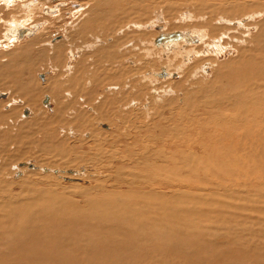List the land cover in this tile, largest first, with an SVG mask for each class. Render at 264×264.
<instances>
[{"label": "bare ground", "instance_id": "bare-ground-1", "mask_svg": "<svg viewBox=\"0 0 264 264\" xmlns=\"http://www.w3.org/2000/svg\"><path fill=\"white\" fill-rule=\"evenodd\" d=\"M144 1L146 0H137V1L114 0L110 4H115V3L117 4V2H120L118 7H114L112 9H105V11L101 10L103 12L102 15H100L99 9L96 10L95 13H93V11L96 9L94 5L98 4L97 2H94L95 4L93 5V7L89 9L90 14L86 16V18L82 21V24L80 25L79 30L76 31V34L72 35L71 37L72 40L70 39L71 41L70 42L67 41V42H69V45L72 44L73 47L75 46L74 48H76L77 46L76 44L78 43V41L74 43L75 39H78V37L76 36H79L80 34L83 35L84 31H91L92 28L95 29L96 27H102V28L106 27V29H108L109 27H107L105 23H103L107 17H108L107 19H109L110 21V23L107 25H110L115 21L119 23L122 20H120V18L118 17L117 10H119L120 13H122L123 11L127 15L129 11L128 8H132L130 7L131 5L127 7V4L129 5V3L133 5L136 3L137 5L136 6L137 8L135 9L136 11L131 12V14L135 13L134 15L137 16L136 19H141L140 17H142L143 19V15L144 17L146 16V13L149 11V7L155 6V4L158 3V0H154L155 2L154 4L144 3ZM160 1L166 4L164 13H166L167 16L166 19L172 20L170 26V29L172 30L168 29L167 32L162 31L163 28L166 26L163 23L164 20L161 16V12L163 11L161 7L154 10L155 20L153 24L149 25L148 23L147 25H145V28L149 29L153 27V29L156 31L155 34L157 37L153 39V43L157 44V45L154 44L155 46L161 47L160 51L162 53H159L160 52L159 49H154L151 47L152 42H150L151 45L149 44L150 47L148 51L149 53L152 52L153 55L157 56L158 58L160 56L166 57V52L168 53L175 49H176L175 51L177 52L184 49L182 53L190 52L191 50H194L195 52L199 51L198 53H196L197 55H199L202 54L204 50L206 51V49L209 46L207 44H204L203 42V44L193 49L192 47L193 45H183V44L181 45L180 43L175 44L176 42H179L181 40L184 41L183 43H187L189 41L190 42L195 41L198 38L203 39L201 38V33L203 30L201 29L195 31L187 30L183 28L185 25L182 26V24L179 22L178 25L175 23L176 20L175 15L176 13L180 12V11L178 12V10L181 9L180 7L182 6L187 8L186 5L189 4L191 5L192 3H194L193 9H194V14L196 16H201L207 10L208 13L207 16L209 15L210 17L220 16L221 14L223 15L227 14L231 17H235V14L237 15L239 14V17L240 15L242 16L245 14L246 17L247 16L246 13L250 14L251 11L253 12L254 10L257 9L258 10L260 9V11L262 10V13H259V15H261L260 17L263 20L260 23L258 22L255 23L256 31L254 30V32H250V33L248 32L249 30H251L248 28V26L251 25L250 23H245L243 25L244 27L243 26L237 27L238 28L237 30L241 29V31L238 33L239 34L238 37L245 39L247 38L246 40H248L249 46L246 48L243 47L244 48L242 49L243 52L239 53L240 57H238L237 60L236 58L231 59V61L225 62L226 63L225 65L223 64L224 67L228 68L229 70L234 69L233 66L236 65L237 68L235 66L236 71H234V73H232L230 76L229 74H226L227 75L226 76L224 73L221 72V67H222L221 64L215 66L214 62H216V60L213 61L211 59L210 61H213L211 63L214 65L212 66V68L215 67L210 76L211 79L210 78L201 79V77H196L195 75L198 76L200 75L198 71L195 70L196 72H191L190 70L189 74L190 77L192 78L190 77L189 78L191 80L192 79L195 80L188 81L187 80L188 75H186L187 77L184 76L187 73L186 72L183 73V77H185L182 78L183 80L181 79L176 83L168 82L166 84V87H170L171 89H175L179 91V89L184 90L186 88L183 85V81L187 80L188 81L187 87L189 86H190L189 88L193 87L195 95L192 96L194 94L193 93L191 95L192 96L191 99L189 100L190 97L187 99L186 103H184L185 105H183L184 108L182 110H179L180 112H178V114L176 113V109L174 107L175 104L173 105L172 104L173 101L171 100L164 104L165 106L168 107V109L171 108L169 111L170 114L169 116H164L163 114L164 113L163 108L165 107H162V111H160L162 113H159L157 111L158 109L157 110L154 109V112L156 111L155 116L157 114L156 118H159V120L161 119V120L173 121V119L171 118L177 116L176 117L177 121H185V120L188 121L190 117L196 115V113L194 112L199 107L203 108V112L206 111L208 112L207 114H210L215 110L216 107L219 108L221 106V117L214 119L217 120L218 125L221 126V135H220L221 156L226 151L227 154H231V152H234V154L236 153L235 161L238 163H242L243 166L247 165V168L243 170H246V173H249L247 175L241 173V177L247 176L248 177L247 179L250 180L252 179V177H254V179H261V182L258 181L259 182L258 184L254 182V184L258 185V188L261 189L262 193L257 191L258 193L253 194V197L250 198L251 201H254L253 205L250 204L247 198H242L241 196H237L235 198L236 200H238V205L234 206V209L236 210H225L224 207L228 208L229 205H224V204L221 205V196L219 194H211V195L200 194L202 192L200 193L194 192L193 190H191L192 188L179 189L178 191L180 192H175L174 190L176 189L171 188L172 191L168 193L166 191L169 190L160 191L161 188L160 190L152 192L149 191V189L151 188L149 187L147 191H144L146 190L144 189L143 192H141L142 191L141 190L138 192L137 195H135L137 191L133 192L129 188L125 190L126 191L125 192L120 186L118 188H114V187L111 188V186L107 182V179H103L102 180L103 182H101L100 184L98 182V186L94 187L92 190L79 186L73 188L71 187L72 190L69 191V188L61 186L55 180L54 182L52 181L50 174L49 175L47 174L49 173V171L46 169V167L45 168L42 167L41 169H43L46 172L48 171L47 173H43L41 170L29 171L27 175L25 174V177L22 179V181L17 183L15 186L13 185V183L12 184L8 183L3 178L4 168L6 167L7 164V162L3 160V154L7 152L8 145H11L12 143L15 144L13 148L15 152L14 159L24 158L27 156L28 157L34 156L36 157L35 158L36 163L40 165L43 164L49 166H53L62 160L64 161L63 162L64 165H70V164L75 165L74 163L80 162L81 159H79L78 156L76 157V155L75 156L72 155V153L74 152L72 151L73 148H70L69 143L62 141L60 137L59 139L57 137L58 135L56 133V130L53 129L54 127L52 128L53 122H54L53 125L56 126L57 124L63 122L62 119L59 120L52 119L53 121L48 120V121H37L30 123L29 125L36 126L38 128L37 132H40L41 134H45V133L49 134L48 136L43 135L42 138L40 137L41 139L39 138L37 139L25 135H24L25 137H22L21 134L19 135L17 133L12 134L13 132H15L14 129L9 130L11 131L10 133L8 131H4L9 129V125H8L7 129L5 128L3 131H0V264H102L104 262L105 264H109V263L113 264V262H116L115 264H264V189H263L264 164H262L263 162H261V160L264 158V140H263L264 139V59L262 60V58H264V0H256L254 4H250L248 2L237 3L234 0V2L236 3L232 2L233 4L229 6L227 5L228 7L221 6L219 0H218L219 2H215L214 4L204 3L203 2L204 0H192L190 2L189 0L188 2L187 0H182V1H178V3L172 2L174 0H159V2ZM57 6L58 5H55V7ZM45 9L48 12L52 11V9L50 8H45ZM188 11H189V16H192L193 13L190 10ZM254 16H256V14L253 13L252 15L250 14L249 16H247L248 18H244V19L245 20H248L249 18L252 19L254 18ZM95 18L100 20L99 22L100 24L94 23ZM244 19L236 18L233 20L234 21L236 20L235 23L238 26V24L241 23L240 20L242 21ZM180 20L181 21L183 20L182 15L180 16ZM226 21L227 20H225V22ZM203 22L204 21L202 19L201 23L199 22L198 25L199 26L204 25L205 22L204 23ZM161 23L164 25V27L163 25H161ZM230 24H233V22H230ZM136 26L140 27L141 29V25L140 26L136 25ZM208 26H209L208 29L210 35L214 36L213 41L219 42L222 38L221 36H223L221 34V31H224L223 27H219V26L216 27L213 25H208ZM154 27L161 29L160 30L155 29ZM39 28H40V24H32L25 26V25H20L18 23H14L13 30H10L9 34L12 36L15 35L19 39L23 37H30L36 34ZM142 28L144 27L142 26ZM247 28L249 30H247ZM232 30L233 32L236 31V29H232ZM149 33L150 32L148 31L141 32L139 34L140 39L141 40L147 39L149 37ZM219 33L221 34V36L219 38L215 37ZM91 35L92 38L99 36L98 34L95 33V31H93V34ZM190 35L194 37L196 35V37L198 38L191 37ZM125 37H127V35ZM125 37L122 38L123 42L125 39L128 40ZM205 41L207 42L206 39ZM148 42L149 41L145 42L144 45H146V43ZM34 43H35L34 40L26 42L24 44L25 47L23 48H26V46L34 45ZM65 46H66L65 43H55L49 46L48 48L39 49L38 51H36L37 52L36 56L33 57H30L29 54L26 55L21 54V52L18 51V54L22 56L20 57L21 59L20 67H19L20 72H18V65H17L19 64L18 62L19 59L17 57H14V55L17 54V50L12 51V54L14 55L11 56L14 58V60L9 58L8 60L10 62L8 61L5 65H3V68L6 69V72L5 71L0 72V86H1L0 88L8 89V90L12 89L16 98H23L25 100L24 103H26V105L30 107L33 106L35 107V109H37L36 106L38 102L35 96L37 93H39V90L43 92L46 89V91L50 92L51 98L55 96L54 98H56L57 100L61 99L60 97L61 96L63 97L64 94L60 95L62 93L59 92L64 90L65 87L60 82L67 79L68 85H70V83H73L74 80L73 78H75L74 75H76L79 78L86 76L87 73L85 74V71L83 72L82 70L84 68L81 69L79 68L80 66H83V64H85L86 58H82L80 61H76L78 63L77 64L75 63L76 65L74 69H71L70 72L67 73L68 75L64 76L62 79L61 77L63 76V73H60L61 72L59 71L60 69L59 70L57 69V72L53 74L54 76L53 79L46 80L48 83L50 82V84H47L46 87H42L37 83L35 77H33L34 72L32 73L31 68L33 66L32 63L33 61L35 62L38 61V63L42 64L44 61H47L48 63V61H51L52 59L55 60V65L56 67H58L56 61V57H58L57 53L59 51L61 52L65 48ZM112 46L113 43H111L110 45H106L102 48L98 47V50H96L94 57L98 53L99 55H101V57L99 55L98 57H96L98 60L102 59V57L105 56L108 57L113 55V57H115L118 54V50L117 49L111 50ZM171 48L172 50H170ZM250 50L253 52V54L257 53L258 55L257 56L253 55L248 60V55H249L248 52ZM245 53H247V55H245ZM85 55L87 54L85 53ZM170 55L173 56L172 61L170 60L171 59L170 58L169 60H167L169 61L168 63H166L163 67H160L163 70V72L167 71V69L169 68L167 66H169L170 63L171 64L175 63L177 54L175 53V55L174 54L173 55L170 54ZM259 55H261L260 58ZM186 56H188V54ZM203 56L204 55H202L201 58L205 57ZM195 57H197L196 59L199 58L198 56ZM206 59H201V60H206ZM202 63L204 62L203 61L201 62V66ZM114 64L115 63H113V65ZM208 64H210V62H208L206 66H208ZM203 66L204 68L202 70L204 72L206 68L205 65ZM174 67H175V71H177L178 73L179 71H182L181 68H184L183 66L179 67L177 65ZM160 68H159V72L161 70ZM194 68L196 67L194 66ZM202 70L199 69V71L201 72ZM167 72H168L167 74L172 73L169 70ZM125 74L126 73H124V75ZM152 74L153 76H155V72ZM59 75L62 76L59 77ZM235 75L237 77V81H235ZM114 76L115 75H113V77ZM259 79L260 82H257ZM131 86L134 87L136 85L133 83L131 84ZM76 87H78L77 84ZM229 87L231 88L227 89ZM167 89L165 91H167ZM237 89H239V91H236ZM158 93H161V91ZM181 93L183 92L181 91ZM248 94L254 95V97L249 101H247V96L249 97ZM0 96L3 97L4 94H0ZM136 96L138 97V95ZM163 96L164 95H160V97ZM165 96L163 97L164 100L168 97L167 96L165 98ZM183 98H185V96H183ZM48 100L49 97L45 96L43 103L46 106H48L47 104ZM164 100L161 101L163 102ZM71 101L73 102V100ZM59 104L60 106H62L60 102ZM60 106L57 108H60ZM61 108L58 111H60ZM101 110L102 108L100 109V111ZM27 114H29L28 109H26L25 111V115ZM80 116L81 115H79L78 117ZM85 116L86 114L82 115L83 118H85ZM185 116L186 118L184 120L180 119ZM13 118L14 115H12L11 113L9 114V113L0 112V123L13 121ZM58 118L59 116H57V119ZM101 118H105V117H101ZM241 118L242 120L240 121ZM109 119L108 121H110ZM73 120L75 125L74 124L72 125H74L75 129L78 131L85 129L86 126L88 127V122L84 120L81 121V118L76 117ZM228 126L232 128V132L237 137L236 139L230 135L231 132L229 133V131L227 130ZM157 129L159 131L164 132V129L161 128H157ZM243 132L246 133V136L243 135ZM169 134H171V132ZM245 138L246 140L242 141ZM187 141H191V140L188 139ZM253 141L254 143L260 141L261 146L259 147V145H256L257 147H255L252 153ZM180 142H182V140ZM173 143L175 144V142ZM95 148L97 150V152L95 151L97 155L95 153L94 155L96 156H98L102 152H104L105 154L108 153L105 152L102 145L100 146L96 145ZM173 148L175 147H172V149ZM92 153L93 152H91V154ZM115 153L117 152L110 150V152L107 154L108 159L109 158L110 159L107 162L108 166L104 165L105 167L107 166L109 168L112 167V165H114L112 163H113V156H115ZM258 155H260L261 157L258 158L257 157ZM223 156H225L226 159H224L221 162V165H225V163L231 161L226 154ZM102 158L103 157L99 158L101 162H103ZM120 160L121 159H119V161ZM126 160L124 159L121 162H125ZM174 161L171 162L173 163ZM188 161H186L185 163H187ZM208 162L209 159L208 161L205 160L203 162V166H208L209 168H212V167H218V164L220 165V163L215 162L216 164L210 166V163ZM25 163L20 162L19 165L26 166L29 169L36 168V166L33 163H31V167H28V163L26 164ZM100 163L98 165H100ZM198 163H202V161L201 162L198 161ZM98 165L96 167L100 168ZM120 166L121 165L119 164L118 166L119 170H121L124 173L125 166L122 165L121 169ZM172 167H175V165H173ZM239 168L242 169L241 167ZM256 168H258V170L262 168V171H257ZM56 170H52V172L54 174L59 172ZM60 171L63 174H65L66 172L70 175L74 174L71 170L70 171L60 170ZM9 172L11 171L9 170ZM95 172L98 171L95 170ZM62 173H58V174H62ZM120 175L121 173L119 175L115 174V176H117L118 179L120 178V185L122 183L124 187L126 186L124 184L125 178ZM151 175L153 174L151 173ZM17 176H21L20 171H17L14 177L17 178ZM34 176L37 177L36 180L32 179ZM107 176L109 175L107 174ZM50 182H52L53 184H51ZM172 186L175 185H171V187ZM156 187H158V185H156ZM16 188H18V191H15ZM64 190H66V192ZM250 191L252 192L253 190L250 189ZM71 193H77L78 198H80L82 204L77 203L75 199L72 200V198L68 196ZM242 200H245L246 203L242 202Z\"/></svg>", "mask_w": 264, "mask_h": 264}, {"label": "rangeland", "instance_id": "rangeland-1", "mask_svg": "<svg viewBox=\"0 0 264 264\" xmlns=\"http://www.w3.org/2000/svg\"><path fill=\"white\" fill-rule=\"evenodd\" d=\"M112 1L114 0H109V1L108 0H100V1L99 0H0V72L1 71L6 72V69L3 68V65H5L9 61L8 60L9 58L14 60V58L12 57L14 55L12 54V51L17 50V54L14 55V57H17L19 59L18 61L19 64L17 65H18V72H20V68H19L20 62H21L20 57L22 56L18 54V51H20L21 54H25V55L29 54L30 57H33V56H36V53H37L36 51H38L39 49L48 48L49 46L55 43H65L66 45L65 48L61 52L59 51L57 53L58 57H56V61H57L58 67H56L54 59H52L51 61H48V63L47 61H44L42 64L38 63V61L32 62L33 66L31 69H32V73L34 72L33 77H35V80L37 81V83L41 85L42 87H46L47 84H50V82L48 83L46 80L53 79L54 77L53 74L57 72V69L58 70L60 69L59 70L61 71L60 73H63V76L59 75V77L62 76L61 77L62 79L64 76L68 75L67 73H69L71 69H74L75 65L78 63L76 61H80L82 58H86V61H85L86 65L83 64V66H80L79 68L80 69L84 68L82 69L83 72L85 71V74L87 73L86 76L82 78H79L76 75H74L75 78H73L74 79L73 83H70V85H68L67 79L64 81H61L60 83L64 85L65 89L64 90L61 89L62 91L59 92V93H62L60 95L64 94L63 97L61 96L60 97L61 99L59 100L54 98L55 96L51 98L50 92L46 91V89L43 92L39 90V93H37L36 96L34 95L38 101L37 106H36L37 109H35V107L33 106L30 107L26 105V103H24L25 100L23 98H16L12 89L8 90V89L0 88V94H4L3 97L0 96V103H1L0 112L9 113V114L11 113L12 115H14L13 121H9V122L7 121L8 123L7 122L0 123V131H3L5 128L7 129V126L9 125V129L4 130V131H8L10 133L11 131L9 130L14 129L15 132H13L12 134L17 133L19 135L21 134L22 137L29 136V137L41 139L43 135L48 136L49 134L48 133L41 134L40 132H37L38 128L36 126L29 125L30 123L37 122V121H48V120L53 121L55 119L56 120L62 119L63 122L59 124L55 123L57 124L56 126L53 125L54 124L53 122L52 128L54 127L53 129L56 130L58 138L60 137L62 141L69 143L70 148H73L72 151L74 152L72 153V155L73 156L76 155V157L78 156L79 159H81V161L78 160L80 162L78 163L76 162L77 164L74 163L75 165H72V164L64 165L63 164L64 161L62 160L53 166L43 165V164L40 165L36 163V160H35L36 157L34 156H29V157L27 156L24 158L14 159L15 152L13 148L15 144L12 143L11 145H8L7 152L3 154V160L7 162L6 164L7 168L6 167L4 168L3 178L8 183H11V184L13 183V185L16 186V184L22 181V179L25 177V174L27 175L29 171L41 170L43 173H47L49 171V173L47 174L48 175L50 174L52 181L54 182L55 180L61 186L69 188V191L72 190L71 187L73 188V187H79V186L92 190L94 187L98 186V182L100 184L101 182H103L102 181L103 179H107V182L111 186V188L113 187L118 188L120 186L124 191L130 188V190H132L133 192L137 191L135 195H137L138 192L141 190H142L141 192H143L144 189H146L144 191H147L149 187H151L149 191H152V192L160 190L161 188L160 191L169 190V191H166L168 193H170L172 189H176L174 190L175 192H180L178 191L179 189H183V188L191 189L192 188L191 190H193L194 192H198V193L202 192L200 194H206V195L219 194L221 196V205L222 204L229 205L228 208L224 207L225 210H236L234 209V206L238 205V200H236L235 198L237 196H241L242 198H247L250 204L253 205L254 201H251L250 198L253 197V194L255 193H258V192L262 193L261 189H259L258 185H255L254 182L258 184L259 182H261V179H254V177H252V179L250 180V179H247L248 178L247 176L241 177V173L242 174L244 173V175L249 174V173H246V170H243L247 168V165L243 166L242 163L236 162L235 161L236 153L234 154V152H231V154H227L226 153L227 151L223 153V155L226 154L227 157H229L231 161L228 163H225V165H221V162L224 159H226V157L223 155L221 156V136H220L221 126L218 125L217 120H214V119L221 117V106L219 108L216 107L215 110L211 112L210 114H207L208 112L206 111L203 112V108L199 107L194 112L196 113V115L190 117L188 121L187 120L177 121V118H176L177 116L171 118L173 119V121L172 120H161V119L160 121L159 118H156L157 114L155 116L156 111L154 112V109L155 110L158 109L157 111L159 113H162L160 111H162V107H165L163 108V112H164L163 114L164 116H169L170 115L169 111L171 108L168 109V107L165 106L164 104L170 100L173 101L172 103L173 105L175 104L174 107L176 109L177 114L178 112H180L179 110H182L184 108L183 105H185L184 103H186L187 99L190 97L189 98L190 100L191 97L195 95L193 87H191L192 89L189 88L190 86L187 87L188 81L195 80V79H192V80L190 79L192 78L190 77V74H189L190 70L191 72L198 71L200 75L199 76L195 75L196 77H201V79L203 78L209 79L215 68V67L212 68V66L214 65L211 62L216 60L214 64L215 66L218 64H221L222 73H224L225 75L229 74V76L232 73H234V71H236L235 69L236 65L233 66L235 70L234 69L229 70L228 68L224 67V65L226 64L225 62H229L231 61V59H235V58L237 60V58L240 57L239 53L243 52L242 49L249 46V42L248 40H246L247 38L245 39V38L238 37L239 36L238 33L241 31V29L237 30L238 29L237 27H242L245 23H250L251 25L248 26V28L251 30L247 28V30H249L248 32L250 33V32H254V30L256 31L255 23L257 22L260 23L263 20L260 17L261 15H259V13H262V10L260 11V9L259 10L257 9V10H254L253 12L251 11L250 14L252 15L254 13L256 14V16H254V18L252 19L249 18L248 20H245L244 18H248L247 16L250 15L249 13H246L247 15L246 17H245V14L242 16L240 15V17H239V14L238 15L235 14V17H231L227 14H226L227 16L225 14L224 15L221 14L220 16L210 17L209 15L207 16L208 13L206 10L201 16H196L194 14V9H193L194 3H192L191 5L190 4L186 5L185 3L187 8L182 6L184 8L183 9L182 7H180L181 9L178 10V12L179 11L180 12L176 13L175 15V18H176L175 23L178 25V22H179L182 24V26L185 25L183 28L187 30H193V31L200 30V29L203 30L201 33V38L203 39H199L198 37H196V35L195 37L190 35L191 37L198 38V39H196L195 41H191V42L189 41L190 43L189 42L183 43L184 41L181 40L179 42H176L175 44L180 43L181 45L182 44L183 45H193L192 46L193 49L203 44V42L204 44L209 45L206 51L204 50V52H202V54H199V55L196 54L199 51L195 52L194 50H191L192 52L190 51V52L182 53L184 49L178 52L175 51L176 49L168 53L166 52V57L160 56L159 58L153 55L152 52L149 53L148 49L151 45L150 42H152V45H151L152 48L159 49V51L161 50L160 49L161 47L155 46L157 44L153 43V39L157 37L155 34L156 31L153 29V27L149 29L145 28V25H147L148 23L149 25L153 24L155 20V16H154L155 9L160 8V7L161 9H163V11L161 12V16L164 20L163 23L165 24L166 27H164V25L161 23V25H163L164 27V28L162 27L163 28L162 31L167 32L168 29L172 30L170 29L172 20L166 19L167 16H166V13H164L166 4L162 1L159 2V0H158V3L155 4V6L149 7V11L146 13L145 17L143 15V19L142 17H140L141 19H136L137 16L134 15L135 13L131 14V12L136 11L135 9L137 8L136 7L137 5L136 3L134 5L129 3V5L127 4V7L131 5L130 7L132 8H128L129 11L127 15L125 12L122 11V13H120L119 10H117L118 11L117 15L122 21H120L119 23L115 21L114 23L107 25L110 23L107 17L105 21L103 22L105 23L107 27H109L108 29L104 27L106 31L102 27H96L95 29L92 28L91 31H84L83 35L80 34L79 36H76L78 37V39H75V42H74L76 43L78 41V43L76 44L77 45L76 48H74L75 46L73 47L72 44L69 45V42L72 40L71 38L72 35L76 34V31L79 30V27L82 24V21L86 18V16L90 14L89 9L93 7V5L95 4L94 2H97L98 4L94 5L96 9L93 11V13H95V11L99 9V13L100 15H102L103 10L105 11V9H112L114 7H118V5L120 4V2H117V4L116 3L110 4ZM178 1H182V0H174L172 2L178 3ZM190 1L192 0H189V2ZM219 1L218 0L216 1L215 0H204L203 2L209 3V4L210 3L214 4L215 2H219L221 3V6L228 7L229 5L236 3V2L237 3L238 2H248L250 4H254L256 0H235L236 2H234V0H219ZM144 3L154 4L155 2L154 0H146L144 1ZM55 5H58V6L55 7ZM45 8H50L52 9V11L48 12ZM188 10H190L193 13L192 16H189ZM181 15L184 21L180 20ZM236 16H238L240 19H244L242 21L240 20L241 23L238 24V26L235 23L236 20L235 21L233 20L236 18L239 19ZM229 18H231L232 20ZM202 19L205 23L203 22L204 25L199 26L198 24L199 22L201 23ZM94 20H95L94 23L100 24L99 23L100 20L96 18ZM225 20H227L226 21L227 23L225 22ZM230 22H233V24H230ZM14 23H18L20 25H25V26L32 25V24H40V28L37 31V33L34 34L33 36L23 37L19 39L15 35L12 36L9 34L10 30H13ZM136 25H139V26L141 25V29L140 27ZM208 25H213L216 27L217 26L223 27L224 31H221V34L223 36H221L220 33L215 36L218 38L220 36L222 37L219 42L213 41L214 36L210 35ZM142 26L144 28H142ZM154 28L159 29V30L161 29V28H156V27ZM232 29H236V31L233 32ZM93 31H95V33L98 34L99 36L97 35L98 37L92 38L91 34H93ZM146 31L150 32L149 37L147 38L148 40L147 39L141 40L139 34L141 32H146ZM57 35L58 37H56ZM126 35L127 37H125ZM59 37H62V38L59 40ZM124 37L127 38L128 40L125 39L123 42L122 38ZM205 39L207 40V42L205 41ZM32 40L35 41L34 45L26 46V48H23L25 47L24 44L26 42H29ZM144 41L145 42L149 41V42L146 43V45H144L145 44ZM93 43L96 45H94ZM111 43H113L111 50L113 49L118 50V54L115 56L116 58L113 57V55H111V56H108L110 58L105 56V57H102V59L98 60L96 57H98L99 53L94 57V54L96 53V50H98V47L102 48L106 45H110ZM170 50H172V48ZM85 53L87 55H85ZM159 53H162V52L160 51ZM175 53L177 54L175 63L173 64L170 63L169 66H167L169 67L167 71L169 70L172 73L167 74L168 72L167 71L163 72V70L160 67H163L166 63H168L169 61L167 60H169L170 58H171L170 60L172 61L173 56H171L170 54L175 55ZM187 54L188 56H186ZM248 54H249L248 60L253 55L255 56L258 55L257 53L253 54L251 50L248 52ZM202 55H204L205 57L203 56L204 58H201ZM245 55H247V53H245ZM99 56L101 57V55ZM195 56H198L199 58L196 59L197 57ZM260 56L261 55H259V58ZM194 58L196 61L194 60ZM201 59H206V60H201ZM211 59L213 61H210ZM263 59L264 58H262V60ZM202 61L204 63H202V66H201ZM53 62H54V65H53ZM112 62L115 64L113 65ZM208 62H210L211 65L208 64V66H206ZM176 65L179 67L183 66L184 68H181L182 71H179L178 73L177 71H175L174 66ZM203 65H205V68H206L204 72L202 70L204 68ZM194 66L196 68H194ZM159 68L161 69L160 72H159ZM199 69L202 70L203 73L199 71ZM154 72H155V76H153L152 74ZM124 73L126 74L124 75ZM183 73H186L184 75L185 77H187L186 75H188L187 77L188 81L187 80L183 81V85L184 87H186L184 90L179 89V91H177L175 89H171L170 87H166V84L168 82L176 83L177 81H180L182 78H185L183 77ZM42 74H43L42 80L44 79L45 81L41 80ZM113 75L115 76L113 77ZM59 81H60V78H59ZM74 81H75V84H74ZM235 81H237L236 75H235ZM257 82H260V79ZM133 83L136 86L134 87L131 86V84ZM76 84L78 87H76ZM230 88L231 87L227 89H230ZM166 89L167 91H165ZM158 90H160L161 93H158L160 92ZM181 91L183 93H181ZM236 91H239V89H237ZM136 95H138V97ZM160 95H164V96L167 95L168 97L165 96V98L167 97L169 100L167 98H166L167 100L166 99L164 100L163 99L164 96L160 97ZM45 96L49 97V100L47 102L48 106H46L43 103ZM183 96H185V98H183ZM253 97L254 95L250 94L249 97L247 96V101H249ZM62 98L64 101L62 100ZM71 100H73V102ZM161 100H164V101L162 102ZM59 102L61 103L62 106H60ZM54 103H57V104H54ZM38 105L40 108L38 107ZM58 105L60 106V108L62 107L60 111H58L60 109V108H57L59 107ZM101 108L102 110L100 111ZM104 108L105 109L107 108L106 111ZM26 109L29 110V114L27 115H25ZM85 114L86 116L85 118H83L84 116L82 117V115H85ZM79 115L81 116L78 117ZM57 116H59L58 119H57ZM186 116L180 119L184 120ZM76 117L81 118V121L84 120L88 122V127L86 126L85 129L83 130H79V131L76 130L74 126L75 125L74 120H73ZM101 117H105V118H101ZM106 117L108 119L110 118L109 119L110 121H108ZM241 120L242 118L240 119V121ZM90 126L92 127V129ZM157 128L164 129V132L159 131ZM227 130L229 131V133L231 132L230 135L233 138L235 139L237 138L232 132V128L230 126H228ZM168 132L169 133L171 132V134H169ZM243 135L246 136V133L243 132ZM172 138L174 141L172 140ZM187 138L191 141H187L188 140ZM96 140L98 143L96 142ZM179 140L180 141L182 140V142H180ZM244 140H246V138L243 139L242 141ZM100 141L101 143L102 142L103 143L101 144ZM173 142H175V144ZM96 145H99V146L102 145L105 152L109 153L110 150L117 152L115 153V156H113L112 164L114 165H112V167H109V168L107 167L108 166L107 162L110 159V158L108 159V156H107L108 153L105 154L104 152H102L100 153L101 155L99 154L98 156H96L97 155V153H95V151L97 152L95 148ZM256 145H259L260 147L261 142L258 141L257 143H254L253 141L252 153L255 147H257ZM186 146H189V147H186ZM172 147H175V148L172 149ZM178 148L179 149L181 148V149L179 150ZM161 151L164 154H162ZM91 152L93 153L91 154ZM94 153L96 155H94ZM100 156L103 157L102 158L103 162L99 160V158H101ZM257 157L260 158L261 156L258 155ZM89 159H92L93 161ZM119 159L121 160L119 161ZM124 159L125 160L127 159V160L125 162H121ZM208 159H209L208 163H210V166L216 164L215 162L220 163V165L218 164V167H212V168H209L208 166H203V162L205 160L208 161ZM171 161H174V162L172 163ZM186 161L188 162L185 163ZM198 161L200 162L202 161V163H198ZM20 162L28 163V167H31V163H33L36 166V168L29 169L26 166H20L19 165ZM261 162H263L262 164H264V158L261 160ZM99 163L100 165H98ZM150 163L152 164V166ZM119 164L121 165L120 169L122 165L125 166L124 173L121 170H119V167H118ZM97 165L100 168L96 167ZM104 165H107V166L105 167ZM173 165H175V167H172ZM158 166H160L161 168ZM42 167L43 168L46 167L48 171L47 172L44 171L43 169H41ZM239 167H241L242 169H240ZM104 168H105V171H104ZM256 169L257 171H262V168L260 170H258V168ZM9 170L11 172H9ZM52 170H56L59 172L55 173L56 174L55 175L52 172ZM60 170H65V171L71 170L74 174L70 175L67 172L63 174ZM95 170H97L98 172H95ZM17 171L21 172V176H17V178H15L14 176ZM58 173H62V174H58ZM120 173H121L120 176H123L125 178L124 184L126 186L124 187L122 183L120 185V178L118 179V177L115 176V174L119 175ZM151 173L153 175H151ZM107 174L109 176H107ZM32 179L36 180L37 177L34 176ZM50 183L53 184L52 182ZM177 183H179L180 185ZM156 185H158V187H156ZM171 185H175V186L171 187ZM152 187H155V188H152ZM250 189L253 191L251 192ZM263 189H264V186H263ZM15 191H18V188H16ZM64 191L66 192V190ZM68 196L71 197L72 200L75 199L77 203L82 204V202L80 201V198H78L77 193H71ZM242 202L246 203L245 200H242ZM115 263L116 262H113V264ZM102 264H105V262ZM109 264H112V263H109Z\"/></svg>", "mask_w": 264, "mask_h": 264}, {"label": "flooded vegetation", "instance_id": "flooded-vegetation-1", "mask_svg": "<svg viewBox=\"0 0 264 264\" xmlns=\"http://www.w3.org/2000/svg\"><path fill=\"white\" fill-rule=\"evenodd\" d=\"M56 37H58V35H57ZM61 38H62V37H59V40H60ZM42 78H43V74H42L41 80H42ZM42 81H45V80L43 79Z\"/></svg>", "mask_w": 264, "mask_h": 264}]
</instances>
